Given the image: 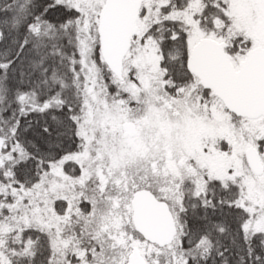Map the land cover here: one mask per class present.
<instances>
[{"label":"snow or ice","instance_id":"6c2138e0","mask_svg":"<svg viewBox=\"0 0 264 264\" xmlns=\"http://www.w3.org/2000/svg\"><path fill=\"white\" fill-rule=\"evenodd\" d=\"M0 264H264V0H0Z\"/></svg>","mask_w":264,"mask_h":264}]
</instances>
